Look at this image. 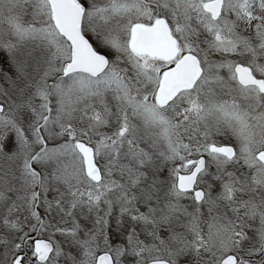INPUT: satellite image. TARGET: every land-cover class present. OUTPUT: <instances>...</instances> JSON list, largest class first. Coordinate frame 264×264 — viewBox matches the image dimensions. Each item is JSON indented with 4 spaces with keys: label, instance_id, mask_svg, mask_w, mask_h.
I'll return each instance as SVG.
<instances>
[{
    "label": "snow or ice",
    "instance_id": "snow-or-ice-1",
    "mask_svg": "<svg viewBox=\"0 0 264 264\" xmlns=\"http://www.w3.org/2000/svg\"><path fill=\"white\" fill-rule=\"evenodd\" d=\"M0 264H264V0H0Z\"/></svg>",
    "mask_w": 264,
    "mask_h": 264
}]
</instances>
